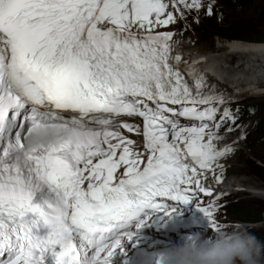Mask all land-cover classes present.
I'll return each mask as SVG.
<instances>
[{
    "label": "snow or ice",
    "instance_id": "1",
    "mask_svg": "<svg viewBox=\"0 0 264 264\" xmlns=\"http://www.w3.org/2000/svg\"><path fill=\"white\" fill-rule=\"evenodd\" d=\"M205 7L0 0V264H113L140 229L189 205L228 230L221 197L200 194H214L204 180L232 150L218 132L241 127L239 110L181 71L173 33L157 30Z\"/></svg>",
    "mask_w": 264,
    "mask_h": 264
},
{
    "label": "rangeland",
    "instance_id": "2",
    "mask_svg": "<svg viewBox=\"0 0 264 264\" xmlns=\"http://www.w3.org/2000/svg\"><path fill=\"white\" fill-rule=\"evenodd\" d=\"M209 2L213 3L211 16L205 14L206 7L199 13L186 11L185 19L178 18L176 23L159 29L174 30L179 35L186 36L204 52L214 53L223 40L220 36L242 37L234 40L250 38L264 41V0H204L205 6ZM214 33L220 36H212ZM221 94L226 102L241 109L246 108L247 113L241 116L244 110L239 109L236 123L241 125L240 128L233 125L234 130L231 132H218L221 137H241L238 142L240 144L233 148L234 153L222 159L224 164L220 169L227 181L230 179L233 182L232 187L240 189L224 194L218 202L221 209L217 219L230 225L228 230L237 223L242 224L253 234L256 232L257 237L264 241V197L255 194L258 190L264 191V92L236 101L226 97L225 92ZM207 199H201L205 205ZM257 214L262 215V221L250 222ZM206 219L205 217L204 220ZM207 223L208 238H214L216 233Z\"/></svg>",
    "mask_w": 264,
    "mask_h": 264
},
{
    "label": "bare ground",
    "instance_id": "3",
    "mask_svg": "<svg viewBox=\"0 0 264 264\" xmlns=\"http://www.w3.org/2000/svg\"><path fill=\"white\" fill-rule=\"evenodd\" d=\"M161 31H168L162 30ZM158 30V31H159ZM173 33L172 43L173 47L179 51L183 56L182 59L188 63L197 62L196 73L204 78L205 90L208 94H216L222 96L221 92L230 93L231 100L255 96L259 92H264V41L252 40H221L217 50L213 52H204L201 48L193 45V42L186 36L179 35L174 30H169ZM211 53V54H209ZM220 93V94H219ZM225 95V94H224ZM227 96V94H226ZM223 97V96H222ZM137 138L136 135L132 136ZM241 136L223 137V139L216 141L218 147H230L232 150L224 158L233 154V148L237 146ZM223 158L217 161L215 173H209L207 183L216 186L215 194L219 193H233L235 189L232 183L227 181L222 175L220 169L224 164ZM123 169L120 170L122 172ZM216 175L222 177L221 182L217 184ZM232 181V180H231ZM240 192V191H236ZM216 195L208 198L207 201L215 200ZM195 206L190 205V208L184 209L179 214H174L173 218L181 221L189 218V213L195 210ZM170 218V217H169ZM165 218L163 222L168 223ZM201 212L193 215L195 221V228L190 230L185 228L186 235L201 233L206 238L209 237L208 226L205 224L208 221L204 220ZM208 224V223H207ZM176 233L158 232L153 228H147L142 235H137L134 241L128 244L125 239L124 243L127 245V256H117L113 264H147L148 258H154L170 246L181 242L184 238ZM118 251V250H117ZM154 264V261H153Z\"/></svg>",
    "mask_w": 264,
    "mask_h": 264
},
{
    "label": "clouds",
    "instance_id": "4",
    "mask_svg": "<svg viewBox=\"0 0 264 264\" xmlns=\"http://www.w3.org/2000/svg\"><path fill=\"white\" fill-rule=\"evenodd\" d=\"M256 195L264 197V191ZM230 230L218 232L214 238L201 233L186 236L147 264H264V241L237 223Z\"/></svg>",
    "mask_w": 264,
    "mask_h": 264
},
{
    "label": "trees",
    "instance_id": "5",
    "mask_svg": "<svg viewBox=\"0 0 264 264\" xmlns=\"http://www.w3.org/2000/svg\"><path fill=\"white\" fill-rule=\"evenodd\" d=\"M212 36H220V35H218V34H216V33H214V34H212ZM220 37H222L223 39H226V40H234V39H240V38H242V37H240V38H238V37H233V36H220ZM250 212H252V214H255L253 211H250ZM256 215V214H255ZM262 221V215H258L257 214V216H256V218L255 219H251V221L250 222H261ZM257 233L255 232V234L254 235H256ZM257 236V235H256Z\"/></svg>",
    "mask_w": 264,
    "mask_h": 264
}]
</instances>
